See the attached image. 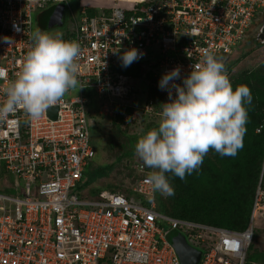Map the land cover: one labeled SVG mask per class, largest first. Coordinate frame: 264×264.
<instances>
[{
	"label": "built area",
	"instance_id": "1",
	"mask_svg": "<svg viewBox=\"0 0 264 264\" xmlns=\"http://www.w3.org/2000/svg\"><path fill=\"white\" fill-rule=\"evenodd\" d=\"M95 2L0 0V103L30 49L37 15L51 6H64L70 29L62 39L80 45L77 79L84 86L68 90L38 119L22 109L0 118V179L4 173L14 176L0 186V264H181L169 239L181 230L202 251L199 264H245L254 212L264 198L260 188L244 230L158 210L156 192L146 183L154 169L142 161L134 165L139 177L130 186L131 199L121 191L88 199L74 190L95 157L93 103L100 114H115L114 105L133 106L134 88L116 68L122 53L136 48L142 53L136 61L146 63L157 82L179 67L175 83L182 84L204 48L226 64L264 13V0ZM122 2L148 5L128 12ZM116 13L122 15L119 22ZM159 89L166 101L169 91L175 96L174 88Z\"/></svg>",
	"mask_w": 264,
	"mask_h": 264
},
{
	"label": "clouds",
	"instance_id": "2",
	"mask_svg": "<svg viewBox=\"0 0 264 264\" xmlns=\"http://www.w3.org/2000/svg\"><path fill=\"white\" fill-rule=\"evenodd\" d=\"M116 16L117 22L122 20L120 13ZM61 36L39 28L31 34L30 49L0 103V118L22 109L29 118L38 119L68 90L84 87L77 79L80 45ZM141 56L136 48L124 51L122 66H130ZM178 78L179 67L162 75L158 87L174 88L175 96L169 91V100L160 104L158 126L135 145L137 157L154 169L146 183L165 197L174 195L167 173L183 180L199 170L210 149L221 156L237 154L249 119L245 105L252 102L250 88H233L222 60L208 48L202 49L201 62L183 77L182 84L175 83Z\"/></svg>",
	"mask_w": 264,
	"mask_h": 264
},
{
	"label": "trees",
	"instance_id": "3",
	"mask_svg": "<svg viewBox=\"0 0 264 264\" xmlns=\"http://www.w3.org/2000/svg\"><path fill=\"white\" fill-rule=\"evenodd\" d=\"M98 1L106 3L103 0ZM79 2L80 0H73L74 5L78 6ZM95 3H98L97 0ZM122 5L128 12H132L133 9L141 11L148 4L122 2ZM56 7L51 6L37 15L36 22L41 29L45 27L48 18ZM90 12L93 13L94 11L91 10ZM63 37L65 36L61 38ZM256 44L259 45L260 43ZM250 51L247 45L240 46L235 53L227 57V62L224 65V70L233 88L238 85H247L252 93L251 104L245 105L248 109L249 119L246 125L247 131L243 137V147L238 150L235 156H221L210 149L204 156L199 170L194 171L191 175L186 174L183 180L167 173L170 184L174 188V195L165 197L156 192L158 210L178 218L234 230H244L248 226L253 213L258 187L264 191V61L251 69H243L235 73H232L231 70ZM116 68L122 75L127 77L128 83L134 88L135 95L131 101L133 106L127 107L125 110L114 105L115 114L113 116L119 121H125L124 117L128 115V121H131L135 111L139 114L146 113V116L151 114L149 113L151 111L154 116L160 118L162 110L160 104L167 101L147 64L142 61H134L130 66L123 67L120 59ZM142 79L146 81V87H141L138 84L139 80ZM142 89L146 95L144 104L137 101V94ZM93 106L98 108L97 101L93 103ZM146 106L149 107V111L143 109ZM89 114L92 117V110ZM159 122H153L145 127L143 135L148 130L157 127ZM137 141L132 142L129 150L125 153L130 163L132 160L129 158L135 154ZM104 150H106V145ZM120 159L123 158L120 157ZM92 160L85 170L82 181L91 173L89 168L92 167ZM136 160L142 161L139 158ZM128 161L125 162V165L129 168L133 167L131 169L133 177L130 183L131 186L139 175L135 173L134 164L130 166ZM114 164H107L105 169L100 168L97 179L109 175L108 173L114 168ZM128 176H131V173H128ZM82 181L77 188L81 187ZM104 185L109 187L111 191L109 193L121 191L128 198L131 199L132 197L130 186L124 187L122 183H106ZM245 264H264V250H259L252 242L248 249Z\"/></svg>",
	"mask_w": 264,
	"mask_h": 264
},
{
	"label": "rangeland",
	"instance_id": "4",
	"mask_svg": "<svg viewBox=\"0 0 264 264\" xmlns=\"http://www.w3.org/2000/svg\"><path fill=\"white\" fill-rule=\"evenodd\" d=\"M77 1V0H74ZM68 19V17L66 18ZM62 26H55L53 28L43 29L42 31L49 33L50 35H55L57 33L65 34L70 29L69 20H66ZM259 21H256L254 26L264 21V13L262 16H259ZM41 28L36 24L35 30ZM257 32V29H253L250 33L254 35ZM242 45H247L248 49L251 50L249 54L241 60L236 66L231 70L232 73L241 71L243 69H251L264 61V42H260L257 45L253 39H245ZM145 80H139L138 84L141 87H146ZM145 92L142 89L139 94H137V101L140 104H144L145 100ZM104 100V99H103ZM93 106V105H92ZM141 106V105H139ZM92 117L89 118L90 123V134H91V143L95 149V157L93 158L92 167L90 170L89 176L85 177L82 181L81 187L74 190L75 193L81 195L86 198H97L98 196H104L108 194L110 191L106 183H116L121 184L124 187L130 186L132 181V172L131 169L125 165L127 163V157L125 153L129 150V147L132 142H135L139 139L141 135H143V131L146 129L148 125L153 122H159L158 116H154L149 111L147 114H139V112L134 114L131 121H119L113 115L114 114H100L98 108H91ZM106 145V150H104V146ZM108 145V149H107ZM120 157L123 159L121 160ZM136 153L129 159H131L130 166L135 165L138 162ZM115 163L114 168L108 173L106 177L101 179L98 178L99 169L106 168L107 164ZM135 169V168H134ZM128 173H131V176H128ZM134 173V172H133ZM135 173L138 174V171L135 169ZM134 173V174H135ZM87 179V180H86ZM14 180V176L4 173L3 177L0 179V186L5 182H12ZM254 226H255V236L253 243L256 248L259 250H264V198L260 202V207L256 209L254 212ZM162 225L167 226L165 222ZM183 235V230L175 231L170 235L171 241H173L177 235Z\"/></svg>",
	"mask_w": 264,
	"mask_h": 264
},
{
	"label": "water",
	"instance_id": "5",
	"mask_svg": "<svg viewBox=\"0 0 264 264\" xmlns=\"http://www.w3.org/2000/svg\"><path fill=\"white\" fill-rule=\"evenodd\" d=\"M64 12V6L61 5L56 7L48 18L43 29L62 26L64 24ZM50 112L51 114L53 113V116H56V108H52ZM174 238L175 239L172 241V243L179 255L181 264H199L202 257V251L190 244L184 234H178Z\"/></svg>",
	"mask_w": 264,
	"mask_h": 264
},
{
	"label": "flooded vegetation",
	"instance_id": "6",
	"mask_svg": "<svg viewBox=\"0 0 264 264\" xmlns=\"http://www.w3.org/2000/svg\"><path fill=\"white\" fill-rule=\"evenodd\" d=\"M254 29H257V32L254 35H249L247 39L251 38L255 43L264 42V21L260 25L257 24Z\"/></svg>",
	"mask_w": 264,
	"mask_h": 264
}]
</instances>
